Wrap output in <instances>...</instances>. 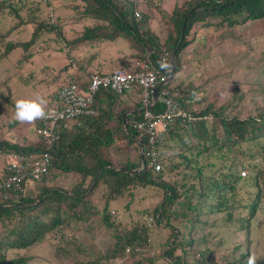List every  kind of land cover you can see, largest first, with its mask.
Segmentation results:
<instances>
[{
  "label": "trees",
  "instance_id": "trees-1",
  "mask_svg": "<svg viewBox=\"0 0 264 264\" xmlns=\"http://www.w3.org/2000/svg\"><path fill=\"white\" fill-rule=\"evenodd\" d=\"M166 1L66 0L54 4L51 0H0V19L6 13L14 18L9 28L0 27V58L21 47L23 56L19 60L29 61L39 50L33 51L41 35L55 33L54 42L57 49L66 52L68 61L64 68L69 72L57 87L76 82L86 88L90 82L89 68L95 66L99 51L117 38H124L131 48L129 54L119 59V68L135 69L133 62L142 59L157 69L159 78L167 75L184 16L195 8L186 18L184 36L175 53L174 72L157 91L172 92L191 113L193 121L186 123L175 118L169 123L165 139L158 147L161 169L156 171L149 163L145 137H141L144 162L141 155L135 160L128 152L138 135L132 120L142 115L141 86L133 83L123 94L99 87L91 104L94 114L80 122L71 119L60 131L48 148L53 162L47 173L34 180L32 192L18 188L10 190L6 198L0 196V264L26 263L29 257L8 258L7 251L64 237L66 225L73 231L94 230L92 237L98 232L110 236L104 249L94 255L82 252L79 241L68 238V243L83 254L73 259L72 264H108L117 258H123L122 264H153L161 258L170 264H247L248 240L246 250L241 253L240 243L234 244L231 251L220 249L212 240L209 228L214 219L209 216L223 211L227 219H236L238 229L248 234L251 220L258 212L264 214V166L258 158L264 159V83L225 75L226 93L219 102L206 94L199 95L200 84L175 78L184 66L182 63L188 61L185 48L196 43L199 30L211 27L209 31H217L216 42L229 37L236 24L264 20V0H181L169 12L163 7ZM140 4L160 13L162 28L150 27L151 14L141 11ZM43 5L47 14L35 15ZM57 6L72 11V22L86 23L66 36L67 16L61 15ZM24 7L33 10L32 13L21 16ZM27 22L32 25L28 39L10 37L19 24ZM225 25L230 29H224ZM49 41L42 47L47 48ZM201 42L204 46V41L197 43ZM75 49H82L84 54L75 57ZM163 52L165 61L160 58ZM257 91L259 104L255 102ZM46 104L63 106L55 93ZM152 109L159 112L162 104L157 101ZM125 112L129 113L124 119ZM117 136L125 141L123 148L117 143ZM46 148L39 138L19 144L0 132V149L37 155ZM242 169L244 175L240 174ZM4 171L3 166L0 179ZM75 175L77 179L71 182ZM151 187L157 199L151 208H142L136 219L118 218L111 213L112 200L129 197L126 207L136 190ZM244 189L246 197L242 196ZM240 207L243 214L236 210ZM149 216L154 225L168 229L159 246L146 242L149 231L145 219ZM138 244H147L154 253L138 252L135 249ZM127 246L131 248L128 253Z\"/></svg>",
  "mask_w": 264,
  "mask_h": 264
},
{
  "label": "rangeland",
  "instance_id": "rangeland-1",
  "mask_svg": "<svg viewBox=\"0 0 264 264\" xmlns=\"http://www.w3.org/2000/svg\"><path fill=\"white\" fill-rule=\"evenodd\" d=\"M51 1L54 4H59L61 1L66 0ZM180 1L167 0L163 4V7L169 12L174 3H179ZM57 8L61 15L67 16L66 23L64 24L65 35L71 36L73 29L79 30L84 21L72 22L73 18L70 17L72 11L70 9L63 6H57ZM139 9L151 14L150 27L152 29L158 30L160 27H163L159 21L160 13L156 9L148 10L141 4L139 5ZM32 11L30 8L24 7L19 14L25 16L31 14ZM34 14L44 17L47 14L46 6L43 5L41 11L34 12ZM16 20L18 19L15 18ZM13 22L14 18L9 13H6L0 19V27L7 29ZM71 26L73 29L70 28ZM223 28L230 29L228 25H225ZM210 29L211 27L199 30V38H196V43H191L185 48L184 54L186 53L185 56L189 58L188 61L182 63L184 66L179 70L175 79L183 82L190 80L195 85L200 84L202 88L199 90V95L205 96L206 94L210 99L219 100V102L222 99L224 100L226 93L224 85L225 75H230L233 79L242 81L258 80L264 83V20L236 24L231 28L232 35L219 39L217 42L215 35L217 31H209ZM31 30L32 25L30 22L21 23L18 25V28L14 29L10 37L28 39ZM55 37V33H43L41 38L37 40L33 51L39 50L30 56L29 61L19 60L23 56V49L21 47L13 48L8 54L0 58V132L6 139H12L19 144L31 143L33 139H37L34 123L21 124L14 119L16 101L20 99H33L38 96H42L47 100L54 93L58 84L64 81L66 75L69 73L64 68L68 61L66 52L57 49L58 44L54 42ZM48 40L52 42L49 41V46L43 48L42 46H45ZM198 41H204L205 45L203 46L202 42L198 44ZM104 48L108 49V53L112 55L113 59L124 57L131 52L127 41L124 38H117L115 41L107 44V46H103L102 49L100 48L101 50L96 61L101 57ZM73 52L75 57L84 54L82 49H75ZM117 61H112V68H117L115 67ZM61 68L63 69L61 70ZM93 68H96V66L89 68V70ZM100 70L103 69L101 68ZM210 75L214 77L210 78ZM259 93L257 91L255 97L257 98L256 104H259L261 101ZM11 121L14 123L13 125H11ZM116 141L121 148L126 144L120 136H117ZM128 148L130 149L128 151L130 157L135 160L138 159L136 144H134V148ZM258 158L264 166V159L262 157ZM6 160L8 158L0 154V169L4 166ZM177 175L179 178L180 175ZM76 179L77 176L75 175L70 178V181L74 182ZM29 191L32 192L31 189ZM153 191V187L136 190L126 207L125 203L129 197H120L112 200L109 207L116 210V213H111L117 214L118 218L136 219L142 208H151L154 205L157 196L153 195ZM245 192L246 189L242 192L243 197L247 196ZM98 205L99 207L102 206L100 200ZM242 209L240 207L236 210L244 213ZM209 217L214 219L213 226L209 228L212 233V240L218 243L220 249L231 251L234 244L240 243L239 252L241 253L246 250L248 240L250 256L256 258V264H264V214L262 212H258L257 216L251 220L248 234L245 230L238 229L239 222L236 219H227L223 211L218 214H211ZM145 221H147V218ZM149 229L154 246H159L167 236L168 229L154 225V222ZM91 232L77 229L73 231L66 225L64 237L52 239L51 241L45 240L29 248L9 249L7 257L11 258L20 255L29 257L28 261L24 264H72L71 261L73 259L83 256V254L79 252V249L75 245L70 242L68 243V238L74 241L78 240L82 252H89L92 255L96 254L98 250H103L105 245H107L106 243L110 239L108 233L98 232L99 235L92 237ZM188 254L191 255V250H189ZM122 259L117 258L113 261H108V264H122L124 263ZM153 264L170 263L166 259L161 258Z\"/></svg>",
  "mask_w": 264,
  "mask_h": 264
},
{
  "label": "built area",
  "instance_id": "built-area-1",
  "mask_svg": "<svg viewBox=\"0 0 264 264\" xmlns=\"http://www.w3.org/2000/svg\"><path fill=\"white\" fill-rule=\"evenodd\" d=\"M160 58L165 61L166 53L163 52ZM133 65L137 68L126 70L117 67L109 72H100L93 68L89 70L90 82L86 88L76 82L57 87L55 96L63 106H46L47 117L34 123L37 138L41 139L47 148L37 155L18 150L0 149V154L8 158L4 164V175L0 179V196L8 197L12 189L32 188L34 180L48 172L53 162L48 148L59 137L60 131L68 126L69 120L74 119L80 122L86 116L94 114L91 104L93 94L99 87L110 88L123 94L133 83L141 86L142 115L132 120V126L138 132L137 140H142L141 137L146 139L145 151L149 163L156 171L160 170L162 166L159 161L158 147L165 139L169 123L175 118H181L188 123L193 121V117L168 89L157 92L160 89L158 86L167 82V75L159 78L157 69L147 60L137 59ZM157 101L162 104V110L159 112L152 109V105ZM139 151L144 152L142 146L139 147ZM240 174L244 175L245 170L242 169ZM152 221L153 218L149 217L145 225L149 228ZM146 242H150L149 237L146 238ZM130 249L127 246L125 252L128 253ZM135 249L138 252H146L148 247L138 244Z\"/></svg>",
  "mask_w": 264,
  "mask_h": 264
},
{
  "label": "clouds",
  "instance_id": "clouds-1",
  "mask_svg": "<svg viewBox=\"0 0 264 264\" xmlns=\"http://www.w3.org/2000/svg\"><path fill=\"white\" fill-rule=\"evenodd\" d=\"M46 103H47V101L42 96H38V97L33 98V99L17 100L16 104H15L14 119L21 124H33L37 120L44 119L48 115L47 112L45 111ZM136 140H137V138H136ZM137 142H138V140H137ZM138 145H139V142H138ZM141 146H142V144H141ZM141 146H139V147H141ZM138 154L140 155L139 149H138ZM111 212L115 213L112 209H111ZM149 217H151V216H149ZM148 218H147V220H148ZM152 224H153V221H152ZM148 231H149L148 237L150 238V242H152L150 229ZM146 246H147V244H146ZM148 251H149V249L146 252H148ZM146 252H140V253H146ZM149 252H150V254H153L154 250H151ZM247 264H256V258L254 256H249Z\"/></svg>",
  "mask_w": 264,
  "mask_h": 264
},
{
  "label": "crops",
  "instance_id": "crops-1",
  "mask_svg": "<svg viewBox=\"0 0 264 264\" xmlns=\"http://www.w3.org/2000/svg\"><path fill=\"white\" fill-rule=\"evenodd\" d=\"M72 29H73V27H71ZM116 58V57H115ZM121 58V57H120ZM120 58H116V59H113L112 58V55L110 54V53H108V49L106 48H104L103 49V52L101 53V57L98 59V61L97 62H95V66H96V69H98L100 72H109V71H111L112 69H114V68H112L111 67V64H112V61H114V60H116L117 61V59H118V61L116 62V66L115 67H118V65H119V59ZM98 63V64H97ZM103 69V70H100V69ZM57 89V88H56ZM56 91V90H55ZM55 91H54V93H55ZM126 100H128V98L124 95L123 96ZM47 101V100H46ZM46 106H49V105H46ZM10 140V139H9ZM34 140V139H33ZM11 141H14V140H12L11 139ZM15 142V141H14ZM29 142H26V144H28ZM136 146H137V148L139 149V145H138V142H137V140H136ZM129 147H132V148H134V144H132V145H130ZM128 151H130V149L128 148ZM2 171H3V167L0 169V175L2 174ZM127 198V197H126ZM101 204H102V201H101ZM112 209V208H111ZM112 210H114V209H112ZM153 240V239H152ZM152 243H153V241H152Z\"/></svg>",
  "mask_w": 264,
  "mask_h": 264
},
{
  "label": "water",
  "instance_id": "water-1",
  "mask_svg": "<svg viewBox=\"0 0 264 264\" xmlns=\"http://www.w3.org/2000/svg\"><path fill=\"white\" fill-rule=\"evenodd\" d=\"M195 9V8H193ZM191 9L190 11H188L185 16H184V19H183V22H182V27H181V34H180V40L178 42V44L176 45V47L174 48L173 52H172V55H171V58H170V68L168 69L167 71V81L169 80V78L172 76L173 72H174V69H175V53L179 47V44L181 42V40L183 39V36H184V27H185V22H186V18L188 16V14L193 10ZM161 87V85L158 86V89ZM129 112H125L124 113V119L126 118V115L128 114ZM139 142V146H141L142 144V141L141 140H138ZM140 155L142 157V162H144V158H143V153L140 151Z\"/></svg>",
  "mask_w": 264,
  "mask_h": 264
}]
</instances>
